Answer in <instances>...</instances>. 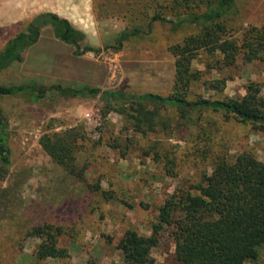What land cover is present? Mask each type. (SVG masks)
Returning a JSON list of instances; mask_svg holds the SVG:
<instances>
[{
    "label": "rangeland",
    "instance_id": "rangeland-1",
    "mask_svg": "<svg viewBox=\"0 0 264 264\" xmlns=\"http://www.w3.org/2000/svg\"><path fill=\"white\" fill-rule=\"evenodd\" d=\"M27 2L0 0V14L4 18L10 8H18L17 15L24 13ZM30 2L83 31L81 47L100 49L75 56L71 44L55 38L49 26L42 27L36 42L22 52V60L0 70V84L31 80L36 87L88 84L168 95L174 79L168 46L195 30L189 24L174 29L169 22L154 20L145 33L153 14L172 19V0ZM234 9L224 21L232 33L264 20V0H235ZM15 14L0 24V49L35 13L21 18ZM132 25L144 33L128 37L117 50L104 48L121 29ZM216 58L217 54L201 51L192 60L201 76L190 85L188 98L239 97L249 81L257 82L264 96V62L238 58L224 67ZM216 78L223 79L219 90L206 85ZM0 115L6 123L10 161L0 176V189H5L0 192V264H125L117 248L125 230L149 235L164 198L199 181L215 156L231 160L249 152L264 158V129L221 112L204 111L182 131L157 128L142 134L132 130L120 114L105 111L98 95L66 96L49 89L36 101L26 92L0 95ZM70 127L81 138L73 153L82 178L64 171L39 143L43 133ZM43 224L59 226L55 244L65 248L66 255L36 258L38 243L50 237V230H38ZM150 256L153 264H180L165 229L156 235ZM243 264H264V244L254 260Z\"/></svg>",
    "mask_w": 264,
    "mask_h": 264
},
{
    "label": "trees",
    "instance_id": "trees-1",
    "mask_svg": "<svg viewBox=\"0 0 264 264\" xmlns=\"http://www.w3.org/2000/svg\"><path fill=\"white\" fill-rule=\"evenodd\" d=\"M234 2L172 0V19L155 13L147 21L145 33L150 31L154 20L169 22L174 29L183 24L195 29L168 46L174 65L173 86L168 95L107 90L88 84L36 87L31 80L0 84V95L26 92L33 101L43 97L49 89L66 96L98 95L105 111L120 114L132 130L142 134L157 128L168 133L189 129L204 111L221 112L226 117L264 129V96L255 81H249L239 97L188 98L190 85L201 76L200 70L192 67L191 62L201 51L207 55L217 54L216 62L224 67L233 65L238 58L244 62H264V20L259 25L239 27L232 33L224 21L234 13ZM45 26L50 27L55 38L71 44L75 56L100 49L89 45L81 47L83 31L55 12L41 11L6 40L0 49V70L14 61H21L22 52L36 42L40 29ZM140 33L144 31L138 25L121 29L113 43L104 48L117 50L125 39ZM206 85L219 90L223 79H209ZM5 125L0 115L1 178L10 164ZM74 129L45 132L39 143L64 171L82 178L73 153L80 135ZM0 190L1 194L5 191ZM37 228L39 231L42 228L50 230V237L42 238L37 245L35 255L38 260L67 254L65 248L55 244V237L60 233L58 225L43 224ZM162 229L172 239L174 256L180 264H243L254 260L259 247L264 244V158L259 160L249 152H240L231 160L215 156L209 171L201 174L199 181L186 188L174 189L164 198L151 223L149 235L125 230L117 242L122 261L125 264H153L150 248Z\"/></svg>",
    "mask_w": 264,
    "mask_h": 264
},
{
    "label": "crops",
    "instance_id": "crops-1",
    "mask_svg": "<svg viewBox=\"0 0 264 264\" xmlns=\"http://www.w3.org/2000/svg\"><path fill=\"white\" fill-rule=\"evenodd\" d=\"M30 1L31 0H28V2L26 3V5L24 6V8H23L24 13H21V14L17 15L18 12H19L18 8H16V9L15 8H12V9L10 8V10H8L6 12L7 13V16H5L4 18H3V15L1 13L0 14V24H2L3 20L10 19V18H8V17H11L10 16V13L12 14V13L16 12V14L14 15V17H16V18L20 17L21 18V17H23L25 15V13H29V12H32L33 13L34 12L36 14L38 12L47 10V9H42V7L36 8V6L38 5V3H31Z\"/></svg>",
    "mask_w": 264,
    "mask_h": 264
}]
</instances>
